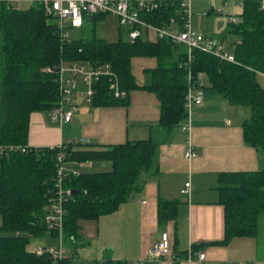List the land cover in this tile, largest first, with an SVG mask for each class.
I'll return each mask as SVG.
<instances>
[{
	"label": "trees",
	"instance_id": "16d2710c",
	"mask_svg": "<svg viewBox=\"0 0 264 264\" xmlns=\"http://www.w3.org/2000/svg\"><path fill=\"white\" fill-rule=\"evenodd\" d=\"M33 1L27 8H19L14 5L17 2L0 0V264H126L110 257L103 261L77 258V247L87 242L81 224L114 211L142 189L158 170L157 143L150 137L106 145L73 139L62 143L67 160L99 161L108 166L81 170L66 178L65 184L75 190L64 202L62 225L63 241L70 249L53 257L49 251L31 250L29 244L35 237L56 238L58 234L46 225L44 213L59 146L28 144L30 113L58 104L53 67L64 59L110 65L125 95L114 96L110 88L113 77L102 75L94 82L93 104H125L131 89L143 87L159 100V126L170 130L184 124L186 46L165 36L124 39L120 33L114 40L98 36L95 20L104 13L87 17L78 28L80 35L63 41L56 19L44 11L40 0ZM236 14V21H227L218 38L223 41L231 33L239 36L233 41L234 60L194 48L190 67L193 79L205 75L209 86L229 102L249 107L250 114L241 123L243 141L258 148L264 158V87L256 77L257 72H264V11L258 0H244ZM140 15L155 25H170L171 20L182 25L179 0H161L158 7L142 10ZM134 56L156 59L155 67L145 69L150 75L148 83L136 82L131 69ZM217 182L224 207V236L219 242L256 235L264 212V163L255 170L220 171ZM177 201L159 200L161 221L174 213Z\"/></svg>",
	"mask_w": 264,
	"mask_h": 264
},
{
	"label": "crops",
	"instance_id": "0c3cea01",
	"mask_svg": "<svg viewBox=\"0 0 264 264\" xmlns=\"http://www.w3.org/2000/svg\"><path fill=\"white\" fill-rule=\"evenodd\" d=\"M213 1L220 4L219 0ZM203 10L201 19L210 13L203 14ZM238 10L229 4L223 14ZM226 23L220 32L206 27L202 32L220 41ZM145 35L155 38L150 32L148 35L145 31ZM155 66L152 56L131 59L139 85L150 81L145 69ZM256 77L264 87V72H257ZM199 80L203 83L202 103L187 111L184 125L170 130L157 124L159 100L153 91L143 87L131 89L125 104L95 105L83 100L70 121L53 120L49 109L30 113L28 144L33 146L59 145L78 137L102 145L147 137L157 143V173L114 211L82 221L81 233L87 242L77 247V258L103 261L110 257L125 260L126 264H264L261 225L254 236L238 235L219 242L224 236V207L219 200L218 173L255 170L264 163L259 149L243 141L241 123L250 109L229 102L209 86L205 75H200ZM189 146L194 154L187 157L185 150ZM187 180L190 192L186 195L181 189ZM160 199L178 200L174 213L162 221L158 216ZM163 232L168 233L172 250L153 259L148 249ZM48 237L40 245L53 246L55 241ZM30 245L36 244L31 241ZM199 251L204 253L201 259L197 256Z\"/></svg>",
	"mask_w": 264,
	"mask_h": 264
},
{
	"label": "built area",
	"instance_id": "2783aa9c",
	"mask_svg": "<svg viewBox=\"0 0 264 264\" xmlns=\"http://www.w3.org/2000/svg\"><path fill=\"white\" fill-rule=\"evenodd\" d=\"M19 2L20 0H8ZM44 11L51 14L57 21L61 40L69 39V29L79 28L85 19L95 13L113 14L116 16L119 25L125 27L129 39L141 36L143 28L149 35L153 33L155 37H169L175 42L183 43L186 46V57L184 67L186 69V79L188 82L185 93V107L191 111L193 106L202 103L204 92L201 80L193 79L191 71V61L193 49L199 48L210 51L222 58L234 60L233 52L227 50L222 41L206 36L202 31L192 26L193 0H179L182 10V25L175 24L171 20L170 25H155L143 19L140 15L142 10H151L158 7L161 0H40ZM220 5H212L203 10V14L215 12L223 14L230 4L233 8H241L244 0H219ZM259 8L264 11V0H258ZM228 21H236L237 15L234 12L225 13ZM148 37V36H147ZM51 70L50 67L46 68ZM59 88V102L49 109L50 116L58 122L70 121L73 112L77 107L76 97L81 95L86 102H91L95 93L94 82L102 75L113 77L110 88L114 96H123L125 91L121 89L116 80V76L108 63H88L80 61H65L61 59L54 67ZM185 124V123H184ZM183 124V125H184ZM76 141L87 142V137H78ZM59 150L55 156V173L52 180L51 195L44 213V221L48 227L55 229L57 234V246L51 245H30V249L37 252L49 251L53 257H61L65 253L63 247V214L64 202L72 195V188L65 184L66 178L70 174H78L83 170L82 166H91L90 160L76 161L67 160L63 145L59 144ZM17 146L10 145V148ZM25 150V146L20 147ZM194 151L189 146L185 150V156H191ZM190 181L184 183L181 193L189 194ZM172 250V243L168 233H161L160 237L149 247L148 254L153 259L166 256ZM199 259L204 257V253H197ZM141 264V263H140ZM246 264H255L248 261Z\"/></svg>",
	"mask_w": 264,
	"mask_h": 264
},
{
	"label": "rangeland",
	"instance_id": "374dc122",
	"mask_svg": "<svg viewBox=\"0 0 264 264\" xmlns=\"http://www.w3.org/2000/svg\"><path fill=\"white\" fill-rule=\"evenodd\" d=\"M34 1L31 0H20L17 3H14L15 6H18L19 8H27L29 7ZM220 5L219 3H217V1H213V0H193L192 2V11H193V15L191 18V24L193 27H195L196 29L199 30H203V28L206 27V30L209 29V31H215V32H220L224 26V24L226 23V21H228L227 15L226 14H218L215 12H210L209 14L205 15L204 19L200 18V15L202 13L203 9L209 8L212 5ZM194 17H198V19H196V23H194ZM51 18L54 19L53 16H51ZM95 33L98 36H102L105 37L108 40H114L117 39V37L119 36V34L121 33V37L124 39H128V35L126 32L125 27L119 25L117 18L115 15L113 14H105L104 17L99 18L97 20H95ZM121 29V32H119V30ZM80 31L78 28H74V29H69V38H74L80 35ZM86 33V32H85ZM84 33V34H85ZM88 33V31H87ZM141 37H146L145 35V28H143L142 30V34ZM239 36L237 34H227L226 37L224 38V40L222 41L224 46L229 50H231L233 48V41L238 40ZM221 41V40H220ZM84 98L81 95H77L76 97V103H77V107H82V102H83ZM78 107V108H79ZM88 143V142H85ZM101 163L103 162H99V161H93L91 162V166L87 167V166H82L81 168L83 170H88V169H96V168H106L108 166L107 163L103 165H101ZM261 225V237L262 238V233L264 232V212H262V214L260 215L259 218V226ZM49 237L46 236L45 238L42 237H38V238H33L32 242H34L36 245L37 244H42L44 243ZM51 240L55 241L54 246H57V239L53 238ZM63 247L65 249V251L70 249V244L68 242H64Z\"/></svg>",
	"mask_w": 264,
	"mask_h": 264
},
{
	"label": "water",
	"instance_id": "95a60500",
	"mask_svg": "<svg viewBox=\"0 0 264 264\" xmlns=\"http://www.w3.org/2000/svg\"><path fill=\"white\" fill-rule=\"evenodd\" d=\"M73 192H75V190H72Z\"/></svg>",
	"mask_w": 264,
	"mask_h": 264
}]
</instances>
